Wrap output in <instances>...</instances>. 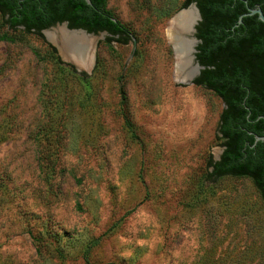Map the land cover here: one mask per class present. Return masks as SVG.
Instances as JSON below:
<instances>
[{
    "label": "rangeland",
    "instance_id": "obj_1",
    "mask_svg": "<svg viewBox=\"0 0 264 264\" xmlns=\"http://www.w3.org/2000/svg\"><path fill=\"white\" fill-rule=\"evenodd\" d=\"M182 3L107 0L133 39L75 76L45 37L0 40V264H264L252 182L207 179L223 104L172 76Z\"/></svg>",
    "mask_w": 264,
    "mask_h": 264
},
{
    "label": "trees",
    "instance_id": "obj_2",
    "mask_svg": "<svg viewBox=\"0 0 264 264\" xmlns=\"http://www.w3.org/2000/svg\"><path fill=\"white\" fill-rule=\"evenodd\" d=\"M89 1L91 5L84 0H0L6 29L0 40L14 43L18 35L43 40L42 31L67 23L69 29L106 32L107 44L127 45L133 37L106 9L107 0ZM192 3L201 16L195 59L203 68L192 84L211 91L223 104L216 135L222 153L217 161L207 160V179H249L264 209V141L255 143V137L264 136V22L255 14L238 23L249 9L260 8L264 15V0H183L181 7ZM48 49L62 68L55 48ZM66 67L76 75L73 66ZM77 76L88 85L85 75Z\"/></svg>",
    "mask_w": 264,
    "mask_h": 264
},
{
    "label": "water",
    "instance_id": "obj_3",
    "mask_svg": "<svg viewBox=\"0 0 264 264\" xmlns=\"http://www.w3.org/2000/svg\"><path fill=\"white\" fill-rule=\"evenodd\" d=\"M86 4L91 5L89 0H84ZM187 12H192L194 14V20L193 22L188 26L187 29H182L181 23L182 18L184 14ZM258 15V18L264 22V15L260 8L256 9H249L247 14L242 15L239 18L238 23H241V19L243 16L246 15ZM175 18V23L173 25V44L171 43V48L173 51L174 56V67H173V79L182 85L186 84H192L194 79H196L200 71L203 69L198 62L195 59V53H196V47L199 43V41L194 38V35L196 33V26L201 21V16L199 13L198 8L196 7L195 3L190 4L187 8L180 10L177 14L173 16ZM54 27H60L64 30L66 34H75V35H83L85 37H104L107 36L106 32H99L97 34L88 33L86 30L83 29H69L67 26V23L57 24ZM53 30V27H50L47 30L42 31L43 36L46 38V40L56 48L58 55L60 58L70 65H72L76 70L81 71L77 67L78 58L76 57V54L73 56H70L66 59L63 58V55L61 53V39L58 37V35L54 37H50V32ZM99 39V38H98ZM98 41V40H97ZM97 41L95 42V45L93 47V50H95L97 46ZM185 44L187 45V54L183 55V53L180 52V45ZM89 73V72H86ZM258 141H264L263 137H255V143ZM222 153V149L219 152V156L216 157L215 161L219 160V157Z\"/></svg>",
    "mask_w": 264,
    "mask_h": 264
},
{
    "label": "bare ground",
    "instance_id": "obj_4",
    "mask_svg": "<svg viewBox=\"0 0 264 264\" xmlns=\"http://www.w3.org/2000/svg\"><path fill=\"white\" fill-rule=\"evenodd\" d=\"M194 14L192 12H187L184 14L182 18V29H187L188 26L193 22ZM175 23V18L169 23V27L167 29V37L169 44H173L174 34H173V25ZM56 35L61 39V53L63 58L66 59L70 56L76 54L78 58L77 67L79 70L84 72H90L93 65L94 60V50L93 47L95 42L98 40L96 37H85L83 35H75V34H66L62 28H59L56 31ZM51 37V35H50ZM180 52L183 55L187 54V45H180Z\"/></svg>",
    "mask_w": 264,
    "mask_h": 264
}]
</instances>
